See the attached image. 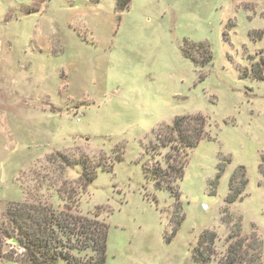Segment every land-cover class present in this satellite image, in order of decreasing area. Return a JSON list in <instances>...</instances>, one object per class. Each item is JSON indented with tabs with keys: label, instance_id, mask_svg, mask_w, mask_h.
I'll use <instances>...</instances> for the list:
<instances>
[{
	"label": "rangeland",
	"instance_id": "374dc122",
	"mask_svg": "<svg viewBox=\"0 0 264 264\" xmlns=\"http://www.w3.org/2000/svg\"><path fill=\"white\" fill-rule=\"evenodd\" d=\"M42 1L0 0V227L6 204L23 199L18 177L31 191L32 179L79 178L80 165L61 175L51 152L107 165L122 151L72 209L108 224L105 264H196L192 246L206 228L222 251L220 212L240 165L247 185L229 207L264 239V79L240 75L264 61V0H131L121 10L115 0H44L29 10ZM184 39L207 42L212 61L195 65ZM183 114L206 116L213 137L190 150L177 201L143 166H165L155 134ZM42 195L63 209L54 189ZM176 203L184 218L169 239ZM21 252L0 238V264H19L3 255ZM73 253L91 263L96 255Z\"/></svg>",
	"mask_w": 264,
	"mask_h": 264
},
{
	"label": "trees",
	"instance_id": "16d2710c",
	"mask_svg": "<svg viewBox=\"0 0 264 264\" xmlns=\"http://www.w3.org/2000/svg\"><path fill=\"white\" fill-rule=\"evenodd\" d=\"M131 0H115L116 8H126ZM35 5V10L39 9ZM28 10V11H29ZM194 47L196 52H189V47ZM181 50L184 56L200 67H204L212 61V52L207 42H191L184 39ZM197 53V54H196ZM263 63L251 66L249 69H241L242 77L250 76L255 80L264 79ZM255 67V68H254ZM211 128L209 120L202 114L176 115L169 125L159 128L156 132V142L153 147L167 148L164 164H153L148 168L143 166L146 179L154 181L157 189L167 190L177 201L179 199L178 182L184 174V168L188 162L189 152L202 140H210ZM56 164L61 172L66 168L80 165L81 173L78 179L36 180L33 191L25 186L18 177V182L23 193L21 201H10L6 204L2 214L3 221L0 227V238L18 240L17 245L23 250L20 254L6 253L5 260H11L20 264H56L63 260L64 264H105L107 258L108 224L97 219L73 212V204L76 196L83 192L96 178L97 170L111 172L113 163L122 160V151L117 152L111 163L107 165L100 162L92 163L88 158L73 159L67 153L54 151L46 159ZM229 162V159L227 160ZM225 163L217 164V173L209 182L210 195L216 193L220 176L225 169ZM247 185L244 166H238L231 174L228 183V193L225 206L221 209L220 219L227 227L224 238V249L217 251L218 235L214 229H203L198 235L196 243L192 246V256L196 264H264L263 251L264 239L258 233L252 223L247 232L243 229L242 216L230 210L229 205L243 199V193ZM44 187L54 189L66 202L61 210H55L42 195ZM156 203L157 201L154 200ZM178 204L170 218L172 226V238L177 232L184 218L178 213ZM97 216V214H96ZM89 241L92 245H89ZM91 247L96 252L94 261H82L76 257L74 250H86Z\"/></svg>",
	"mask_w": 264,
	"mask_h": 264
},
{
	"label": "water",
	"instance_id": "95a60500",
	"mask_svg": "<svg viewBox=\"0 0 264 264\" xmlns=\"http://www.w3.org/2000/svg\"><path fill=\"white\" fill-rule=\"evenodd\" d=\"M13 242L18 243V240H16L15 238L11 239Z\"/></svg>",
	"mask_w": 264,
	"mask_h": 264
},
{
	"label": "crops",
	"instance_id": "0c3cea01",
	"mask_svg": "<svg viewBox=\"0 0 264 264\" xmlns=\"http://www.w3.org/2000/svg\"><path fill=\"white\" fill-rule=\"evenodd\" d=\"M15 262V261H14ZM18 263V262H17ZM20 264V263H19ZM64 264V263H63Z\"/></svg>",
	"mask_w": 264,
	"mask_h": 264
}]
</instances>
